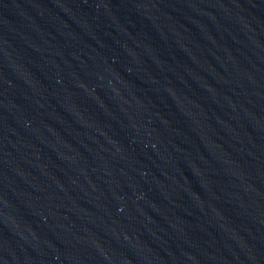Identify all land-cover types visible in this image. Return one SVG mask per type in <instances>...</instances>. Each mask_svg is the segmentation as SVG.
<instances>
[{
  "label": "water",
  "instance_id": "95a60500",
  "mask_svg": "<svg viewBox=\"0 0 264 264\" xmlns=\"http://www.w3.org/2000/svg\"><path fill=\"white\" fill-rule=\"evenodd\" d=\"M0 264H264V0H0Z\"/></svg>",
  "mask_w": 264,
  "mask_h": 264
}]
</instances>
